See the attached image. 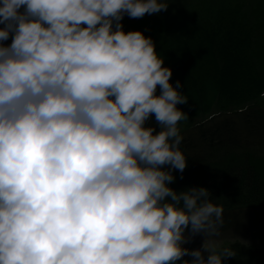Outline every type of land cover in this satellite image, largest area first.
Returning a JSON list of instances; mask_svg holds the SVG:
<instances>
[{
	"label": "clouds",
	"instance_id": "obj_1",
	"mask_svg": "<svg viewBox=\"0 0 264 264\" xmlns=\"http://www.w3.org/2000/svg\"><path fill=\"white\" fill-rule=\"evenodd\" d=\"M168 7L0 3V264H176L187 254L195 259L182 264H224L237 255L212 240L225 210L210 189L169 186L188 167L178 104L189 99L153 38L122 23ZM153 113L159 132L145 126ZM200 233L202 249L184 247Z\"/></svg>",
	"mask_w": 264,
	"mask_h": 264
},
{
	"label": "trees",
	"instance_id": "obj_2",
	"mask_svg": "<svg viewBox=\"0 0 264 264\" xmlns=\"http://www.w3.org/2000/svg\"><path fill=\"white\" fill-rule=\"evenodd\" d=\"M189 3L184 17L174 3L164 19L148 26L129 17L122 23L125 31L153 38L164 66L173 69L171 82L179 81L189 99L178 107L198 109L180 128L188 167L175 169L169 186L210 189L213 201L224 206L226 225L243 213H264V0ZM229 246L237 255L224 264H264L263 249Z\"/></svg>",
	"mask_w": 264,
	"mask_h": 264
},
{
	"label": "rangeland",
	"instance_id": "obj_3",
	"mask_svg": "<svg viewBox=\"0 0 264 264\" xmlns=\"http://www.w3.org/2000/svg\"><path fill=\"white\" fill-rule=\"evenodd\" d=\"M191 0H169V6L171 5H177L180 9L177 11L178 15H181L184 17L185 15L189 14V8L191 7V4L189 3ZM0 3H2V0H0ZM182 6V7H181ZM246 10V9H244ZM21 11H23V6L21 8ZM167 10H161L158 13H146L143 17H131L128 15H125L123 19L126 17L131 18L136 24L148 26L154 22V20H162L165 18V14H168ZM143 24L139 21L143 19ZM139 22V23H138ZM0 27H3V25H0ZM12 37L10 36L8 40L3 41L4 44H11ZM195 106L184 108L183 109L187 114L188 117H194L196 113L198 112V109L195 108ZM184 119L179 121L178 127L181 128L183 125ZM183 121V122H182ZM145 126H155L156 131L159 132L161 130L160 122L156 120V118L152 115L147 121ZM239 129L237 128V131ZM239 134L241 135L242 132L239 130ZM235 220L229 222L228 224L224 225V227L221 230V234L219 236L213 237L212 240L216 241L218 250L222 249L224 246L232 244L234 242H241L247 245H252L258 248H261L264 250V213L261 215H254L252 213H243L238 215ZM191 229L186 230V234L191 233ZM206 236L203 233L196 234L192 239H190L186 244H184V247H187L189 249H202L203 244L205 242ZM209 253L205 251V258L207 259ZM192 260L195 259V257L191 256L190 254L185 255L180 259V261H177L176 264H182L183 260Z\"/></svg>",
	"mask_w": 264,
	"mask_h": 264
}]
</instances>
